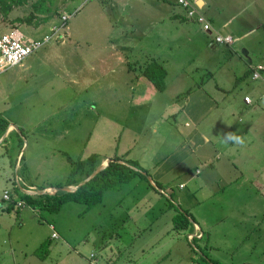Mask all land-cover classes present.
Instances as JSON below:
<instances>
[{
    "label": "rangeland",
    "instance_id": "374dc122",
    "mask_svg": "<svg viewBox=\"0 0 264 264\" xmlns=\"http://www.w3.org/2000/svg\"><path fill=\"white\" fill-rule=\"evenodd\" d=\"M168 4L65 0L56 6L57 16L38 26L10 22L26 14L28 4L4 17L0 12V30H16L24 39L41 37L60 13H71L65 40H51L35 52L40 62L27 84L0 75V117L19 126L0 141V264H90L89 253L94 264H186L187 254L206 264L201 252L221 264H264V86L244 104V94H255L256 81L240 76L264 63V0H221V9L214 7L213 28L231 37L229 45L215 44L213 34L209 40L191 20L180 24L188 39L177 35L172 22L159 24ZM161 26L176 37L158 42ZM131 44H138L134 51L125 47ZM151 44L160 45L155 50L163 58L152 55ZM152 56L161 63L167 59L160 92L145 78L147 88L133 78ZM29 88L36 93L23 94ZM228 134L243 143L227 140ZM11 136L22 144L16 174ZM89 155L137 158L148 178L115 182L89 209L75 201L55 211L25 202L16 206L19 188L41 191L80 182L85 170L80 175L74 162ZM227 157L234 166L240 159L235 181L238 171L226 168ZM105 177L98 174L89 189ZM130 196L138 200L136 207ZM176 200L201 227L202 239L189 243L186 230H171ZM135 213H141L138 221ZM47 223L56 237L39 258L33 251L49 237Z\"/></svg>",
    "mask_w": 264,
    "mask_h": 264
},
{
    "label": "trees",
    "instance_id": "16d2710c",
    "mask_svg": "<svg viewBox=\"0 0 264 264\" xmlns=\"http://www.w3.org/2000/svg\"><path fill=\"white\" fill-rule=\"evenodd\" d=\"M64 1L65 0H0V12L4 17L12 7L28 4V12L21 16L13 17L10 22L33 24V26H38L47 22L50 18L57 16L58 10L56 6L61 5ZM249 72L250 70L246 71L247 74H249ZM139 73L150 82L155 90L159 92L164 90L166 70L160 63L155 60H149L141 68ZM190 91L191 88H187L186 90H184V95L188 94ZM176 97H180V95H177ZM6 125V121L0 118V136L6 128ZM95 159L96 158L93 157V155H89L85 159H80L74 162L77 168H79L78 173L82 175V170H85V173H83V175L84 177H86L87 173H89V170H91L94 167V164H96ZM117 160H119V158L116 156L110 157L103 169H101L88 181H86L84 184L73 191H53L51 192L52 194L42 193L37 195L36 197L21 193L19 194V198L22 199L21 201L23 203L25 202L32 206L38 205L51 211L58 210L61 205L67 201L84 203V209H89L92 205L100 200L102 192L106 188L111 186L113 180L117 182H128L134 177H137L139 179L145 178L146 173L136 168L134 163L130 164L133 167L132 168L128 165L118 162ZM84 166H87V168H84ZM98 174L104 177L106 176L104 182L95 190L89 189L91 181L95 179ZM80 179L81 178H79V180ZM71 183L72 182H68L67 185ZM187 218V213H185L184 210L178 207V209L176 208V213L172 216V224L177 229H180L182 227L185 228L188 223ZM48 224L51 223H47V226ZM51 225L54 230L53 224ZM51 238L52 237H47L37 245V247L33 251L36 256L42 258L47 253ZM201 254L204 258H206V264H221L216 260L208 258L204 252H201Z\"/></svg>",
    "mask_w": 264,
    "mask_h": 264
},
{
    "label": "crops",
    "instance_id": "0c3cea01",
    "mask_svg": "<svg viewBox=\"0 0 264 264\" xmlns=\"http://www.w3.org/2000/svg\"><path fill=\"white\" fill-rule=\"evenodd\" d=\"M164 1H166V2H168L169 4H168V10L166 11V12H164L163 14L161 13V18H160V20H159V24H163L164 22H163V20L165 21V22H172L173 24L171 25L172 27H179V30H178V34L177 35H179V34H183V35H185L184 36V39H188L190 36H189V33H188V29H186L185 27H183V26H181L180 24H182V23H184L185 24V22H188L189 20H191V21H194L193 19H191V18H188V17H186L185 16V14H184V11L180 8V7H178V5L175 3V0H164ZM193 2H194V5H195V7H196V9L198 10V11H200L201 13H203L204 14V16L208 19V21H209V23H210V29H209V31H206V33H205V35H207L208 37H209V40H210V38H211V34H214V33H218V34H220L217 30H214V28L213 27H215L214 26V24H213V21H212V15H213V10L215 9L214 7H218V8H220L221 9V0H193ZM210 11H212V13H210ZM157 17V16H156ZM195 22V21H194ZM226 22H227V20L226 21H224L222 24H221V27L222 26H224L225 24H226ZM196 23V22H195ZM197 24V23H196ZM198 25V24H197ZM199 26V25H198ZM189 27V26H188ZM200 27V26H199ZM161 30H160V39L159 38H156V40L158 41V42H160V43H162V40L165 42V41H168V38H169V40H172V39H174V37H176V35H175V33L174 34H169L168 33V27H162L161 26ZM176 31H177V28H176ZM213 36V35H212ZM213 41V40H212ZM211 42V41H210ZM209 42V45L211 46V47H214V45L212 44V43H210ZM215 43V42H214ZM216 44V43H215ZM133 45V46H132ZM141 45H143V46H141V48H143V47H145V44L143 43V44H141ZM226 45H229V44H226ZM137 46H138V44H131L130 46H128V45H126L125 47L126 48H131L132 49V51H134L136 48H137ZM151 46H152V50H150V51H152L153 52V54L152 55H161V56H159L160 58H163V55H162V53H161V51H156L155 49L156 48H158V47H160V45H157V44H151ZM146 48H147V46H146ZM37 52V51H36ZM136 52H133V54H135ZM36 53L35 52H33V53H31V54H29L28 56H26L22 61H21V63L20 64H17V65H14V66H12V67H10L9 69H7L5 72H3V73H1L0 75H8V78L9 77H15V79H17V80H21L22 82H23V84H27V77L29 76V75H34L35 74V70H36V68H34L33 66L36 64V63H38V62H40V58L38 57V55H35ZM154 56H152V58L150 59V60H155V61H157V58L156 57H154ZM167 61V59H163V61H162V63L160 62V61H157L158 63H160L163 67H164V69H165V66L163 65L165 62ZM256 64H258V63H256ZM264 64V63H263ZM253 66H248V67H246L243 71H242V73H241V78L243 77V76H245V75H249L250 76V73H251V68H252ZM250 70V72H249V74H247L246 73V70ZM166 70V69H165ZM194 70V69H193ZM196 70V69H195ZM245 72V73H244ZM207 73H209L210 74V72H208L207 71ZM166 74H167V71H166ZM204 74H206V73H203L202 74V77L204 76ZM137 77V76H136ZM134 77V72H133V78L135 79V82H140V84H142L143 86H144V88H147V83L145 82V81H143V79L142 78H144L143 76H141V75H139V77ZM166 77V76H165ZM251 79V78H250ZM147 80V79H146ZM165 80V79H164ZM251 80H253V81H256V83L254 84V85H251V88L252 89H254L255 88V94H253L252 96L250 95V94H244L243 96H248L249 97V99H250V102H244L243 101V97H242V101H243V103L244 104H250L252 101H253V98H256L257 97V94L260 92L259 91V89H260V87L261 86H264V83L261 81V80H259V79H251ZM148 81V80H147ZM149 82V81H148ZM166 83V82H165ZM136 85H138L137 83H136ZM35 88H29V89H26L24 92H23V94H28V95H33V94H35L36 92H35V90H34ZM179 97H177V99H178ZM31 107H32V105H31ZM0 118H2V117H0ZM4 121H6V123H7V125H6V134L5 135H3V133L1 134V136H0V141H4L7 137H10V135H11V133H13V131L17 128V127H19L18 125H16V124H14L13 122H11L10 120H6L5 118H2ZM184 124L186 125L187 124V122H184ZM21 127V126H20ZM22 129V128H21ZM5 130V129H4ZM150 130H152L153 132H157V130H156V128H155V124H152L151 125V127H150ZM4 132V131H3ZM19 134H21V133H19ZM151 134V133H150ZM3 135V136H2ZM11 137H14L13 139H11L10 141H9V146H10V148L11 149H16V154H15V160H14V173L16 174L17 173V170L20 168H22V166L18 163V161H21V159H22V157H23V154H21V150H19L18 148H21L22 147V144L20 145V142L16 139V137L15 136H11ZM130 152V149H126L125 151H123L122 153H123V157H126L127 155H128V153ZM113 156H116V155H113ZM116 157H118V156H116ZM110 157H107V156H98L96 159H95V163L96 164H94V167H96L97 165H98V163H105V161L107 160V159H109ZM119 158V161H122V162H126V163H128V164H131V163H134L135 164V167L136 168H138L139 170H141V171H143L144 173H146L147 174V172H146V170L144 169V168H142V166L139 164V162H138V160H137V158H134V159H127V158H121V157H118ZM226 168H229V169H235V170H237L238 171V173H237V175H235L234 177H233V180L235 181V179H236V177H238L239 176V174H240V172H241V169H239V166H240V159H239V163L237 164V166H234L233 165V162L231 161V159L229 158V157H227V159H226ZM20 181H21V179H20V177H17ZM139 180V178H137V177H134V178H132L130 181H132V180ZM83 180V179H82ZM154 181V180H153ZM149 181L150 182V185L153 187L154 185H155V183L157 182V181ZM76 182H79V181H76ZM115 182H117V181H115V180H113L112 181V187H113V185H115ZM231 182V180L228 182V183H230ZM120 183V182H119ZM72 184H74V183H72ZM76 184V183H75ZM137 184H138V181H134L133 182V189L137 186ZM24 190H28V191H32V190H36L35 188H34V186H29V187H22V191H24ZM135 190V189H134ZM137 190V189H136ZM19 191L20 192H22L21 191V189L19 188ZM157 191L158 192H162L163 190H162V188H161V186H160V188L159 189H157ZM25 192V191H24ZM145 195V194H144ZM146 196V195H145ZM130 198H131V202H132V204H133V206L134 207H136V205H137V202H138V200H133V199H135V196H133V197H131L130 196ZM131 204V205H132ZM176 204H177V207H179L180 209L182 208L181 206H180V203L176 200ZM130 204H129V206H131ZM132 207V206H131ZM183 209V208H182ZM148 210V209H147ZM147 210H145V213H147ZM176 213V211L174 212V214ZM141 213H135V217H134V219H135V221H138L139 220V217H141V215H140ZM187 219H188V223H187V225L185 226V228L184 227H182V228H180V229H177V232L178 231H180V230H186V233H185V237H184V239L187 241V242H189V243H192L193 241V239H196V240H198V239H202V237H203V231L201 230V227L195 222V220H194V217L190 214V215H188L187 214ZM171 219H170V221H171V223H172V216L170 217ZM172 227H173V224H172V226L170 227L171 228V230L172 231H174L173 229H172ZM189 234H191V235H193L190 239H188L187 238V235H189ZM184 236V235H183ZM50 237V236H49ZM54 238V237H53ZM211 259V258H210ZM194 260H195V258L194 257H192L191 256V254L190 255H188L187 254V257H186V264H196V263H194ZM90 258H89V263H90ZM95 263V262H94ZM90 264H92V263H90Z\"/></svg>",
    "mask_w": 264,
    "mask_h": 264
},
{
    "label": "built area",
    "instance_id": "2783aa9c",
    "mask_svg": "<svg viewBox=\"0 0 264 264\" xmlns=\"http://www.w3.org/2000/svg\"><path fill=\"white\" fill-rule=\"evenodd\" d=\"M175 3L185 10V16L193 19L203 31H209L210 23L203 13L198 11L194 5L193 0H175ZM71 13H60L57 20L49 25L46 32L42 34L39 38L24 39L20 33L16 30L11 31H1L0 30V74L5 72L10 67L20 64L21 61L29 54L36 52L44 44L51 40L54 41H64L66 36L65 33V22L69 18ZM212 40L215 43L230 44L231 37L229 35H220L214 33ZM251 79H259L264 83V64L258 63L252 67L250 73ZM244 102H250L248 96H243ZM180 186V185H179ZM1 198L7 200L9 198V193L7 190L2 191ZM16 206H23V202L19 199L15 202ZM50 229V237H56V233L53 230L51 224H48ZM193 235H187L190 239ZM89 258H91L90 263L94 264L95 258L93 253H89Z\"/></svg>",
    "mask_w": 264,
    "mask_h": 264
},
{
    "label": "water",
    "instance_id": "95a60500",
    "mask_svg": "<svg viewBox=\"0 0 264 264\" xmlns=\"http://www.w3.org/2000/svg\"><path fill=\"white\" fill-rule=\"evenodd\" d=\"M108 160L109 159H107L105 161V163L104 162L103 163H99L83 180H81L80 182L76 183L75 185L74 184H72L73 186L72 185H65V186H62V187H55V188L60 190V191H68V192L75 190L76 188H78L79 186L84 184L86 181H88L91 177H93L96 173H98L101 169H103L105 167V165L107 164ZM117 161L120 162V163H123L125 165H128L129 167H132L131 165H129L126 162H122V161H119V160H117ZM146 177L148 178V176H146ZM20 189L22 191V188H20ZM24 191H22V192L27 194V195H30V193H32V192L34 193V195H39V194H42V193H46V188L41 190V191H28V192H26V190H24Z\"/></svg>",
    "mask_w": 264,
    "mask_h": 264
},
{
    "label": "clouds",
    "instance_id": "9594fccd",
    "mask_svg": "<svg viewBox=\"0 0 264 264\" xmlns=\"http://www.w3.org/2000/svg\"><path fill=\"white\" fill-rule=\"evenodd\" d=\"M226 139L229 140V141H234L236 143H243V140L239 137V136H235V135H232V134H228L226 136Z\"/></svg>",
    "mask_w": 264,
    "mask_h": 264
},
{
    "label": "bare ground",
    "instance_id": "6f19581e",
    "mask_svg": "<svg viewBox=\"0 0 264 264\" xmlns=\"http://www.w3.org/2000/svg\"><path fill=\"white\" fill-rule=\"evenodd\" d=\"M46 190H49V192L47 191V193H50V192H52V191H60V190H58V189H56V188H48V189H46ZM26 192H28V191H26ZM33 193V192H32Z\"/></svg>",
    "mask_w": 264,
    "mask_h": 264
}]
</instances>
